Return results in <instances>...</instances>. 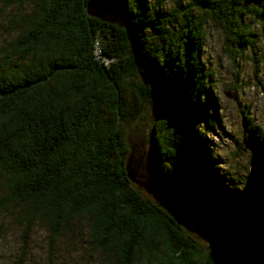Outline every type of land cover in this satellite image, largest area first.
<instances>
[{"label":"trees","instance_id":"obj_1","mask_svg":"<svg viewBox=\"0 0 264 264\" xmlns=\"http://www.w3.org/2000/svg\"><path fill=\"white\" fill-rule=\"evenodd\" d=\"M23 1L31 8L11 19L17 34L0 59V205L24 207L20 243L35 217L52 239L83 217L110 263L220 264L214 247L132 184L125 128L147 123L156 177L264 253V135L249 141L251 220L236 212L242 190L224 185L200 144L212 86L203 25L221 31L233 62L264 45V0H174L165 13L160 0H124V26L89 14L86 0L4 5ZM24 255L19 249L14 263Z\"/></svg>","mask_w":264,"mask_h":264},{"label":"rangeland","instance_id":"obj_2","mask_svg":"<svg viewBox=\"0 0 264 264\" xmlns=\"http://www.w3.org/2000/svg\"><path fill=\"white\" fill-rule=\"evenodd\" d=\"M179 1L182 5L189 2ZM5 3L7 0H0V59L1 55L9 52V43L17 34L16 28L8 29L11 19L31 8L29 1ZM175 5L174 0H160L158 7L165 13ZM251 24L258 31L255 23ZM203 27L205 40L201 55L205 68L210 71L212 86L211 98L201 102L210 118L200 123L203 131L200 144L207 149L206 158L223 176L224 185L242 190L236 212H245L247 219L251 220L256 176L251 171L248 148L255 134L264 135V45L260 42L244 49L240 57L231 62L224 52L221 31L209 21ZM147 133V123H128L125 128L128 147L125 170L133 174L132 184L143 192L147 190L140 181L145 178L140 175L151 171L147 160ZM23 208L15 201L7 208L0 205V264H16L14 259L19 249H23L25 254L19 264H114L89 242L88 227L83 217L70 218L62 233L53 239L49 236L48 225L35 217L26 236L27 243L23 246L20 243L24 226ZM188 230L199 242L214 247L221 257L219 263L223 264L224 256L211 240Z\"/></svg>","mask_w":264,"mask_h":264},{"label":"water","instance_id":"obj_3","mask_svg":"<svg viewBox=\"0 0 264 264\" xmlns=\"http://www.w3.org/2000/svg\"><path fill=\"white\" fill-rule=\"evenodd\" d=\"M86 9L89 14L100 20L114 22L119 26L126 25L124 0H86ZM128 176L132 180L133 174L130 173ZM140 177L145 178L140 182L159 205L175 215L176 219L186 228L208 238L220 249L224 256L223 264H255L259 258L264 260V253L257 252L225 222L206 216L194 204L184 199L180 193L168 188L152 171L146 175L142 174ZM211 228L214 229V232ZM223 232L227 237H232V242L226 238ZM249 257L251 262L246 263L243 258Z\"/></svg>","mask_w":264,"mask_h":264},{"label":"bare ground","instance_id":"obj_4","mask_svg":"<svg viewBox=\"0 0 264 264\" xmlns=\"http://www.w3.org/2000/svg\"><path fill=\"white\" fill-rule=\"evenodd\" d=\"M223 231V230H222ZM224 233V235L226 236V238L227 239H230V242H232L231 240H232V237H227V235L225 234V232H223ZM223 233H221V234H223ZM223 240H226V239H223ZM233 244V243H232ZM237 246V245H236ZM238 248V247H237ZM245 261H246V263H250L251 262V258L249 257V258H243ZM255 264H264V260L262 259V258H259L258 259V262H255Z\"/></svg>","mask_w":264,"mask_h":264}]
</instances>
